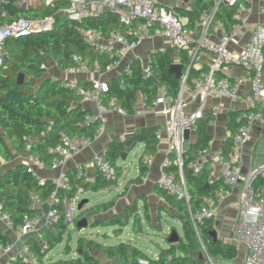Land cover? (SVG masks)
I'll use <instances>...</instances> for the list:
<instances>
[{
	"label": "trees",
	"instance_id": "trees-1",
	"mask_svg": "<svg viewBox=\"0 0 264 264\" xmlns=\"http://www.w3.org/2000/svg\"><path fill=\"white\" fill-rule=\"evenodd\" d=\"M216 0H189V7L175 6L166 8L178 16L186 28H193L203 11L213 13V19H218L223 25L225 32H230L238 19L234 17L236 7L226 2H221L213 11ZM246 5L247 0H241ZM67 5L65 0H53L50 5H41L36 9L21 10L14 5V0H0V26L6 24L13 18L24 16L33 21L42 20L45 17L54 19V25L46 31L32 32L20 38L7 39L3 47H8L4 52L3 61L0 64V205L3 211L10 215V221L14 227L21 224L26 215L41 214L40 207H33L30 204V196L37 194L42 201H48L54 193L55 185L51 179H46L44 185L38 183V178L32 176L28 166L24 162L17 163L14 167L2 168L3 162L13 161L14 153L27 154L37 157L45 166H50L56 155L52 148L59 141L62 134L70 137H93L98 126L96 120L85 123V116L90 110L80 107L81 95L60 79H53L46 75L43 67L44 55L53 57L57 68L64 71L73 65L72 55H79L87 61L89 65L95 62L99 64L102 72L106 71L108 65L115 59L106 52H100L95 47L84 43L78 30L79 26L92 27L101 30L105 34L112 28L124 29L118 23L116 15L104 12L97 17H91L81 22L70 20L61 16L59 9ZM131 38V36H128ZM177 48L167 47L163 51L151 52L149 54V71L145 75L141 65L134 60L131 64V74H121L120 78L114 77L109 83V91L106 97H114L117 105L125 112H132L137 98L142 95L149 104L155 98L159 88L164 89L165 94L176 99L181 91L182 85L188 89L192 88V80L206 72L205 67L196 68L193 65L188 69L184 83L183 75L186 72L190 59L186 53L180 51L179 63L183 64L182 78L178 79L169 72L171 64L175 63L174 52ZM182 48H179V50ZM18 73L25 75L24 85H17L15 78ZM217 78L227 77L220 69L214 70ZM232 80L230 77H227ZM33 80H38L35 83ZM89 80L78 79V85L89 87ZM248 112V111H247ZM246 112V114H247ZM246 114L237 118L238 113H231L227 123L230 131L228 137L221 146L220 153L225 157L229 156L232 147V138L240 125L246 122ZM212 120L211 110L203 111L202 115L195 120V140L187 143L182 152L181 171L185 184L190 195V208L184 200L176 199L174 196L161 188V192L168 199L171 207L176 211V218L181 223L182 234L174 243H169L172 230L164 236L168 244L167 249H160L156 259L151 258L130 243L120 242L106 249L109 255L117 252L121 263H125L130 250L132 261L138 264L140 259H145L148 264H205L204 260L198 256L178 255L177 250L186 252L193 249V238L200 240L206 253L212 258L233 259L237 253V247L229 241L214 238L211 231L214 230L213 218L206 219L195 231L190 222V210L196 209L203 196L213 195L214 191L223 183L221 176L210 178L211 168L206 163L202 171L194 173L190 161L198 156L204 149H208L211 136L208 132V125ZM157 127L148 126L138 130L133 135L132 144L126 146L125 142L115 137L105 145L104 156L117 170L120 175L121 167L117 161L121 158L122 152L133 149L137 144L142 143L144 150L139 157V174L131 179L132 182L140 181L147 172V166L141 163V159L146 153L154 154L157 142ZM27 145L29 148L27 149ZM171 160L175 159L174 154H170ZM164 171L172 173L179 178V167L177 164L165 166ZM65 178L70 186V190L63 192L58 189L56 204L58 215L50 227H43L40 231L41 240L28 239L30 249L37 255L38 264H97L98 260L87 249L82 247V239L77 241L75 250L76 256L73 259H49L46 262L44 257L59 244L67 234L68 224L65 221L63 199L66 196L74 197L78 187L87 190L88 183H83V175H78L77 168H70ZM116 181H108L97 171L95 184L92 190L99 191L111 186ZM114 199L104 203L96 204L88 208H83L78 212L75 222L93 216L92 226H103L104 223L95 218L102 211L112 207ZM127 207V212L131 208ZM136 213L124 214L126 221ZM132 231L139 233L142 231L141 222L137 214L132 218ZM109 223L114 226V234L119 235L122 227L120 219L114 216ZM127 224V223H126ZM80 229H78L79 231ZM82 238V237H80ZM10 241V237L0 229V243ZM71 249L68 241L65 242L63 253L68 255ZM8 264H31L22 262L19 259L11 260Z\"/></svg>",
	"mask_w": 264,
	"mask_h": 264
},
{
	"label": "built area",
	"instance_id": "built-area-1",
	"mask_svg": "<svg viewBox=\"0 0 264 264\" xmlns=\"http://www.w3.org/2000/svg\"><path fill=\"white\" fill-rule=\"evenodd\" d=\"M53 0H14V5L21 10L36 9L41 5H50ZM67 5L59 9L58 13L70 20L81 22L91 17H97L104 12L116 15L118 23L124 26L123 31L120 28H112L107 34L92 27L79 26L78 30L84 43L95 47L100 52H106L110 57H115L106 71L100 70L99 64L95 62L89 65L79 55H72L73 65L64 70L66 76H71L68 85L75 88L81 95L82 102H92L94 112L85 116V123L96 120L98 126L93 137H70L66 134L60 136L59 141L52 148L56 158L52 161L51 169H61L64 167L67 159L78 153L83 147L88 146L95 137L100 135L107 122L106 113L108 111L124 112L116 103L114 97L104 95L109 91V83L103 78V74L115 73V77L120 78L122 73L131 74L130 64L135 60L126 59L137 47L138 43L145 38L161 37L168 41L172 48H183L194 45L196 50L202 48L217 55L216 64L192 80L193 93L200 97L201 105L196 112L188 117L182 115L185 104L180 95L176 99L165 94L164 89L159 88L155 98L151 102L153 106L161 105L163 112L172 116V119L166 124V133L169 144L168 150L175 155L171 160L167 157L163 162V168L171 164H177L179 167V178L172 173L161 172L159 178L160 187L174 196L176 199L184 200L187 207L190 208V195L188 193L182 167V152L185 142L184 132L186 129L194 130L195 120L200 117L204 111V105L207 97H226L234 99L238 96L239 86L242 79L229 80L227 77L217 78L214 70L218 69L221 63H230L239 65L250 73V94L252 108L246 114V122L238 127L233 134L232 147L228 157L221 153L216 159H211L208 149L201 151L198 156L190 161V166L194 173L203 170L206 163L211 168L210 178L221 176L223 183L214 191L213 195L203 196L200 205L190 210V222L195 231L206 219L214 218L216 207L220 198L227 193V185L240 182L238 193V213L231 229L229 242L236 247H243L245 250L242 264H264V195H258L255 189L257 179H264V162L253 167L245 175L240 173V161L242 159V146L250 139L251 128L255 123L264 125V24L255 25L249 39L243 44L238 53L231 52L227 46L234 39L240 29V13L250 11L248 5L241 0H216L213 11L221 2L236 7L234 17L238 22L230 30L225 32L221 21L213 19V13L203 11L197 23L201 26L202 32L198 39H195L189 28H186L182 20L167 11L165 8H159L155 5V0H65ZM264 12V8L261 9ZM54 19L45 17L42 20L33 21L30 18L19 16L11 19L6 24L0 26V64L3 61L4 51H1L3 43L7 39L20 38L32 32L46 31L53 27ZM217 32L223 31L218 42L210 41L205 38V32L208 29ZM131 36L129 38L128 36ZM195 54L190 58L187 71L193 65ZM142 72L146 75L149 71L148 63L141 65ZM87 76L91 82L89 87L78 85V77ZM186 74L183 75L184 83ZM184 86V85H182ZM219 107L212 108V117L218 113ZM159 132L157 131V137ZM29 148V145L26 147ZM91 165L100 175L108 181H117L118 175L115 165L106 159L104 154L96 153L91 158ZM148 158H142L141 163L146 165ZM26 164L32 176L37 177L35 167L41 162L37 157L27 156ZM216 165L220 168V173H216ZM78 175H82L83 166H77ZM38 178V183L44 185L46 179ZM55 185L53 195L48 201H42L37 194L30 196V204L33 207H42L47 203L50 207L48 213L41 210L39 215H26L17 227H14L10 221V215L3 211L0 205V226L4 231L11 235L10 241L0 243V261L3 257H9V260L19 259L25 263L38 264L37 255L30 249L28 239L31 237L41 240V229L50 227L56 219L58 212L56 204L58 189L63 192L70 190V186L65 176H59L51 179ZM83 192L82 187H78L74 197L69 198L65 195L63 199L64 217L66 223L75 226L76 217L80 210L77 205L80 202L78 195ZM18 247V250H16ZM48 255L44 261L49 260ZM76 256V254H75ZM139 264H148L145 259H140Z\"/></svg>",
	"mask_w": 264,
	"mask_h": 264
},
{
	"label": "crops",
	"instance_id": "crops-1",
	"mask_svg": "<svg viewBox=\"0 0 264 264\" xmlns=\"http://www.w3.org/2000/svg\"><path fill=\"white\" fill-rule=\"evenodd\" d=\"M247 1L249 2L248 6L250 8V11L240 13V19H242V21L239 20L240 29L234 39L230 41L227 46V48L233 53H238L241 51L243 44L249 39L256 24H264V12L261 11V9L264 8V0ZM189 4V0H155V5L157 7L165 9L173 8L175 6L189 7ZM190 30L195 39H198L202 34H204L202 32L201 26L197 22L193 28H190ZM222 34V30L215 32L210 28L205 32V38L210 41L218 42ZM167 47L170 46L168 41L164 38H145L138 43L135 50L130 53L126 57V59L131 60L134 58L140 63V65H142L149 62V54L151 52L163 51ZM180 51L186 53L189 59L192 58L195 54L193 66L196 68L205 67L208 70L211 65L216 64L217 55L215 53L207 51L204 48L196 50L193 44L188 47H183L180 50L176 49V51L174 52L175 63H179L178 58ZM218 69H220L225 76L230 77L231 79H242V83L239 86L238 96L234 99L226 97L206 98L204 111L208 112L216 106L219 107L218 113L212 117V120L209 123L207 129L211 136L208 151L210 153L211 159L214 160L220 153L223 142L228 137H230V131L227 128L230 114L238 113L237 118H240L244 116L246 112L253 106L250 94L249 71L245 70L239 65L230 63H221L218 65ZM57 70L59 73L55 72V75L51 76L47 74V76L53 79H60L63 82H68L71 76H66L64 74V71H60L58 68ZM184 73H187V69ZM63 74L65 75L64 78ZM114 77V72L103 74V78H105L107 81H110ZM80 78L88 80L87 76L85 75H81L78 77V79ZM179 95L182 102L185 104L182 110L183 116L188 117L200 108L201 99L199 96L195 95L191 89H188L186 86H182ZM78 105L90 110L89 114L94 112V105L92 102L80 101ZM162 108L163 107L161 105L153 106L152 103L148 104L145 98L140 95L135 102L134 110L132 112L128 113L124 111L123 113H121L119 111H108L105 115L107 118V122L105 124L104 131L100 135L95 137L88 146L83 147L78 153L69 157L64 167H62L61 169H51L50 166H45L43 163H41L34 168L37 177L52 179L59 176H65L66 172L70 168H77L78 165H82V182L88 183V189L92 190V186L95 184V177L97 174V170H95L90 162L92 156L96 153L104 154L106 143L115 137H119L120 140L125 142L126 146H130L132 144L134 133H136L143 127L156 126L159 132L156 142V151L152 155L148 153L144 155L143 158H148V162L146 164L147 172L141 178V180L137 182L130 181L139 174L138 159L142 155L144 150V145L142 143L137 144L133 149L126 152V157L130 152H135L134 155L137 159V166L136 174L134 176H124L120 172L118 180L113 185L99 191L92 190L94 194L93 201L85 199V208L114 199V204L110 209L102 211L95 217L97 219H100L103 223L105 222L103 226L107 225L114 227L109 224L114 223L111 222L114 216L121 220L122 218H125L124 214L132 212L133 209H136L135 214L139 216L142 226V233H135L132 231V218L135 215L133 214V216L128 219V224H125L127 225V227H129L130 230L128 234V240H121L120 242L130 243L131 245L138 248L141 252L143 251L134 238L141 237L143 233H146L147 235L150 234L151 236L155 234L157 235L156 232H160L162 235V239H164L165 241V235H163L162 232L166 234L168 226L167 229L162 228V223L166 222V218L164 216L177 219L176 211L171 207L166 196L162 194L161 187L158 183L161 172L163 170V162L171 154L168 150L169 140L166 133V124L172 119V116L169 114H165ZM189 140L191 142L195 140V130L193 129L190 130ZM187 143L190 142H185L184 147ZM242 153L243 156L239 164L241 175L247 174L253 167L264 162V125L255 123L252 126L250 139L242 146ZM27 156L28 154L26 153V151L22 154L14 153L13 161L8 164L3 162L2 168L4 165H8V167H14L19 162L26 163ZM215 167L216 173L219 174V166L216 165ZM121 179L122 182L119 183L118 181ZM226 189L227 193L220 198V201L216 207V214L213 218V222L214 229L216 230L218 237L222 240L228 241L232 226L238 213L237 199L240 190V182L227 185ZM255 189L258 195H264V179L256 180ZM84 192L85 190H83L82 193ZM96 195H104L103 197L106 200H102L103 198L97 200ZM127 207L129 209L131 208V210L128 212ZM158 227L160 228L158 229ZM0 229L3 233L7 234L11 238V235L4 231L1 226ZM181 234L182 232L180 233V235ZM167 248L168 244L166 241L164 246H162L160 243H156L155 249H151L153 250L154 255L150 257L156 259L159 255L160 249ZM238 249H240V252H238L233 259H219L217 261V264H242L245 250L243 247H237V250ZM16 250H18V247H16ZM101 250L103 251V249ZM89 253L96 257V259L98 260L97 264H109V258L104 257L103 255H96L92 252ZM176 253L178 255H189L191 257L198 256L202 258L199 251H197V248H191L186 252L177 250ZM9 262V257H3L0 261V264H8ZM120 264H135L132 261L130 250H128L127 261L125 263L120 262Z\"/></svg>",
	"mask_w": 264,
	"mask_h": 264
},
{
	"label": "rangeland",
	"instance_id": "rangeland-1",
	"mask_svg": "<svg viewBox=\"0 0 264 264\" xmlns=\"http://www.w3.org/2000/svg\"><path fill=\"white\" fill-rule=\"evenodd\" d=\"M8 47H3L1 48V51L7 50ZM43 67L46 69V75H55L54 73H59L57 70V67L55 65L53 57L49 55H44L43 59ZM63 74V78H64ZM35 83H38V80H33ZM135 152H130L128 156L125 158V160H121V158L117 161V164L122 168L121 169V174L126 176H134L136 174V166H137V159L135 157ZM8 165H4L3 168H6ZM119 183L122 182V179L118 181ZM104 195H96V199L100 200V198H103L102 200H106ZM84 199H88L89 201L94 200V194L93 191L90 189H87L84 193L78 195V200L82 201ZM108 200V199H107ZM100 202V201H98ZM85 208V207H84ZM166 218V222L162 223V228L167 229V232L170 230L176 231L178 234H180L181 231V225L180 222L177 219L164 216ZM88 226L82 230L76 229L73 224H69L67 228V234L64 236L62 241L57 244L47 255L48 259L52 260H58V259H73L75 257V250L77 247V241L79 239H82V247L84 249H87L89 252H92L96 255L99 256H104L110 259L109 264H120V259L119 255L117 252H114L113 255H109L106 249L110 246H114L115 244H118L121 240H128V234H129V227L125 225L126 223L128 224L129 220L126 221V218H122L120 226L122 229L120 230V233L118 236H116L113 232L115 227L111 226H97L93 227L92 226V221L94 218L89 215L86 217ZM105 223V222H104ZM170 226V227H169ZM160 227H158L159 229ZM142 233V232H141ZM157 235H147L146 233H143L141 237L134 238L137 242L139 247L142 249V251L149 255L153 256L154 252L153 250L155 249L156 243H160L162 246L165 245L164 239H162V235L160 232H156ZM163 235L164 232H162ZM82 237V238H80ZM193 247L197 248V251L202 256V259L204 260L205 264H217L219 259L222 258H212L210 257L207 253L206 250L204 249L203 245L201 244L200 240L197 239L196 237L193 238ZM68 241L69 246H70V253L68 255H65L63 253V247L65 245V242ZM103 249V251L101 250ZM153 249V250H151ZM238 252H240V249H238Z\"/></svg>",
	"mask_w": 264,
	"mask_h": 264
},
{
	"label": "water",
	"instance_id": "water-1",
	"mask_svg": "<svg viewBox=\"0 0 264 264\" xmlns=\"http://www.w3.org/2000/svg\"><path fill=\"white\" fill-rule=\"evenodd\" d=\"M182 70H183V64H181V63H173L169 67V72L174 74L176 76V78H178V79L182 78ZM24 82H25V75L23 73H18L16 78H15V83L17 85H24ZM184 139L187 142L191 143V141L189 140L190 139V130L189 129L185 130ZM126 155H127L126 152H122L121 160H125ZM85 203H86L85 199L80 201L78 203V205H77V209L81 210L83 208V206L85 205ZM40 209H42V211L44 213H48L50 207H49V205L47 203H44ZM87 226H88V223H87V219L86 218L80 219L76 223L77 229H80V230L86 228ZM211 234L213 235L214 238H219L215 229L213 231H211ZM178 238H179V235L177 234V232L176 231H172L171 232V236L168 239V242L169 243H174V242H176L178 240Z\"/></svg>",
	"mask_w": 264,
	"mask_h": 264
}]
</instances>
